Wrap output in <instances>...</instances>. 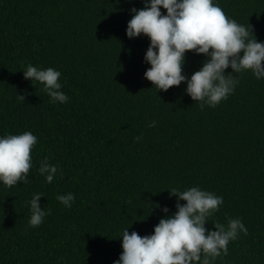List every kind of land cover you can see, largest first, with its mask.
<instances>
[{"label":"trees","instance_id":"trees-1","mask_svg":"<svg viewBox=\"0 0 264 264\" xmlns=\"http://www.w3.org/2000/svg\"><path fill=\"white\" fill-rule=\"evenodd\" d=\"M214 3L264 42V0ZM133 7L143 0H0V136L38 138L30 182L0 184V264H114L123 230L153 234L163 208L177 211L168 189L191 187L224 199L206 228L247 227L213 264H264V79L233 73L234 92L203 109L186 83L157 92L144 78L150 39L126 35ZM204 60L187 52L183 74ZM28 64L60 71L68 102L26 80ZM45 160L58 169L51 184ZM33 193L50 211L36 228ZM68 193L71 208L57 200Z\"/></svg>","mask_w":264,"mask_h":264},{"label":"clouds","instance_id":"clouds-1","mask_svg":"<svg viewBox=\"0 0 264 264\" xmlns=\"http://www.w3.org/2000/svg\"><path fill=\"white\" fill-rule=\"evenodd\" d=\"M143 4L142 9H131L126 35L133 39L143 34L150 39L144 61L151 67L144 78L152 82L157 92L186 83V93L201 102L203 109L205 104L216 107L234 92L239 75L237 78L233 73L250 71L257 80L264 79V42L252 39V29L250 33L247 27L227 17L214 0H143ZM189 51L205 57L202 67L190 78L183 74ZM229 68L232 72L226 74ZM22 71L33 86H44L43 91L52 103L68 102L69 97L61 91L60 71L32 64ZM149 126L154 127L155 122ZM37 142L32 132L0 136V184L11 188L20 181L30 182L31 153ZM39 171L51 184L58 169L45 160ZM168 190L170 197L177 199V211L170 213L167 207L163 208L166 216L151 235L141 237L135 231L129 234V228L124 229L120 236L123 252L114 264H213L217 257L228 255L229 243L237 240L240 233L247 234L241 219H230L226 227L215 224L216 230L205 227L208 218L223 205L222 196L199 187ZM41 197L43 194L33 193L26 202L32 228L39 227L50 215L42 208ZM57 200L71 208L75 196L58 195Z\"/></svg>","mask_w":264,"mask_h":264}]
</instances>
